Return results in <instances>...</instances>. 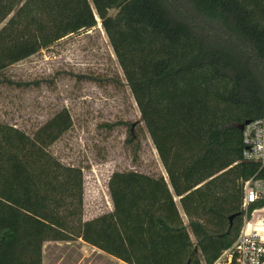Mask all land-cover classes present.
Returning <instances> with one entry per match:
<instances>
[{
    "label": "trees",
    "instance_id": "16d2710c",
    "mask_svg": "<svg viewBox=\"0 0 264 264\" xmlns=\"http://www.w3.org/2000/svg\"><path fill=\"white\" fill-rule=\"evenodd\" d=\"M98 19L168 181L115 172L113 210L84 220L83 170L49 150L69 111L33 135L0 122V264L76 240L126 264H214L241 229L243 182L263 174L241 127L264 119V0H0V78Z\"/></svg>",
    "mask_w": 264,
    "mask_h": 264
},
{
    "label": "rangeland",
    "instance_id": "374dc122",
    "mask_svg": "<svg viewBox=\"0 0 264 264\" xmlns=\"http://www.w3.org/2000/svg\"><path fill=\"white\" fill-rule=\"evenodd\" d=\"M97 22L10 67L0 78V122L33 135L57 113L69 111L72 128L49 150L65 165L83 170L84 220L113 210L108 183L115 172L138 171L168 181L101 20ZM43 264L123 263L76 240L46 243Z\"/></svg>",
    "mask_w": 264,
    "mask_h": 264
},
{
    "label": "built area",
    "instance_id": "2783aa9c",
    "mask_svg": "<svg viewBox=\"0 0 264 264\" xmlns=\"http://www.w3.org/2000/svg\"><path fill=\"white\" fill-rule=\"evenodd\" d=\"M243 161L263 173L243 182V223L230 248L214 264H264V119L250 121L242 130Z\"/></svg>",
    "mask_w": 264,
    "mask_h": 264
},
{
    "label": "water",
    "instance_id": "95a60500",
    "mask_svg": "<svg viewBox=\"0 0 264 264\" xmlns=\"http://www.w3.org/2000/svg\"><path fill=\"white\" fill-rule=\"evenodd\" d=\"M249 123H250V121H247L244 125L249 124ZM244 125L241 127V130H243ZM234 219H235V216H232V217L230 218V227L233 226V221H234ZM196 251H198V248H196Z\"/></svg>",
    "mask_w": 264,
    "mask_h": 264
},
{
    "label": "crops",
    "instance_id": "0c3cea01",
    "mask_svg": "<svg viewBox=\"0 0 264 264\" xmlns=\"http://www.w3.org/2000/svg\"><path fill=\"white\" fill-rule=\"evenodd\" d=\"M105 254V253H104ZM123 264H126V263H124V262H122Z\"/></svg>",
    "mask_w": 264,
    "mask_h": 264
}]
</instances>
